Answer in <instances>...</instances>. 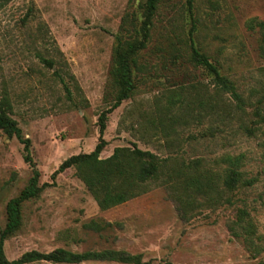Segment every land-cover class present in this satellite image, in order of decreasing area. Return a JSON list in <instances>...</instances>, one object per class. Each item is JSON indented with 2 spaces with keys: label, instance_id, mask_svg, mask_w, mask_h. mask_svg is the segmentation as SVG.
Segmentation results:
<instances>
[{
  "label": "rangeland",
  "instance_id": "1",
  "mask_svg": "<svg viewBox=\"0 0 264 264\" xmlns=\"http://www.w3.org/2000/svg\"><path fill=\"white\" fill-rule=\"evenodd\" d=\"M144 2L0 0V99L30 141L37 185L46 184L22 204L21 226L4 241L8 260L63 248L123 251L139 255L141 264H264V122L254 115L258 107L264 116V52L251 27L264 22V0H164L138 60L134 93L107 116L100 154L136 145L159 159H202L213 169L222 155L241 154L248 177L258 181L235 192L232 205L201 207L181 219L158 182L101 211L74 168L53 177L64 160L98 143V117L113 103L116 39L142 38ZM191 47L235 84L244 113L230 94L216 99L211 75L190 62ZM240 123H260V130L248 135ZM24 156L21 141L0 130V232L7 203L32 177ZM238 209L247 210L262 237L253 248L229 229ZM90 220L113 226L94 233L83 227Z\"/></svg>",
  "mask_w": 264,
  "mask_h": 264
},
{
  "label": "trees",
  "instance_id": "2",
  "mask_svg": "<svg viewBox=\"0 0 264 264\" xmlns=\"http://www.w3.org/2000/svg\"><path fill=\"white\" fill-rule=\"evenodd\" d=\"M163 1L145 0L141 39L137 40L135 37H131L129 40H122L118 37L116 39L113 50V66L110 71L114 92L113 103L98 117L99 138L94 150L90 153L70 156L60 164L53 177L74 168L75 176L84 184L101 211L112 209L140 197L148 193L153 184L160 182L171 192V196L177 204L180 218L185 219L201 207L232 205V196L235 192L252 188L257 183V178L248 177L244 170L243 155H222L213 163V167L216 169L206 166L202 159H195L188 163L176 158L159 159L152 152L141 150L136 145L132 148L116 147L109 157H100L106 146L103 135L107 116L134 93V73L141 68L138 60L141 52L146 48L153 19ZM251 27L258 28L260 48L264 52V22L253 23ZM189 59L195 67H201L211 75V84L218 101H222V95L230 94L236 102L235 108L242 113L245 112L243 99L238 93L237 87L219 72L207 55L191 47ZM9 111V102L6 99H0V130L7 137L14 136L21 141L25 152L24 161L32 168V177L28 187L6 205L7 223L0 232V264H30L40 261L52 264H81L85 262L141 264L139 255H130L111 249L80 253L63 248H57L48 253L31 250L15 260L6 258L4 241L21 226L22 204L36 198L46 186V184L37 185L38 171L30 156V141L21 138L20 129L10 117ZM254 115L264 122L260 108L254 109ZM257 124L260 123H251L250 126L240 123L239 128L248 135H253L257 130H260L259 127H256ZM170 129H172L171 124ZM112 226L111 223L97 220H90L83 225L84 229L94 233H100ZM229 229L234 237H241L251 248L255 246L256 240L262 239L257 234L256 227L245 209L236 211V220Z\"/></svg>",
  "mask_w": 264,
  "mask_h": 264
}]
</instances>
